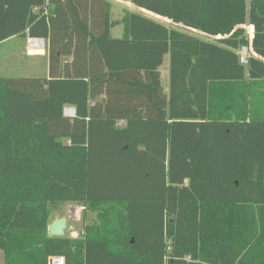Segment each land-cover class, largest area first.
<instances>
[{
    "label": "trees",
    "instance_id": "16d2710c",
    "mask_svg": "<svg viewBox=\"0 0 264 264\" xmlns=\"http://www.w3.org/2000/svg\"><path fill=\"white\" fill-rule=\"evenodd\" d=\"M132 2L172 25L114 20L107 0H0V47L20 40L0 64L4 264H264V0ZM67 203L98 219L50 236Z\"/></svg>",
    "mask_w": 264,
    "mask_h": 264
},
{
    "label": "rangeland",
    "instance_id": "374dc122",
    "mask_svg": "<svg viewBox=\"0 0 264 264\" xmlns=\"http://www.w3.org/2000/svg\"><path fill=\"white\" fill-rule=\"evenodd\" d=\"M111 4L110 11L112 13V18L114 20L122 18L124 12L126 10L136 12L139 14H142L146 17H150L154 19L157 22H160L166 26H171L172 21L169 20L167 17H163L160 15H157L155 13H151L150 11H147L141 7H138L134 5L132 0H107ZM152 14L151 16H149ZM245 28L247 30V33L249 35L250 31V25L246 24ZM188 29V28H187ZM189 33H193L201 38L208 39V40H214V37H209L202 32H198L192 29L186 30ZM124 33V27L123 25H116L111 29V34L113 37L119 38L122 37ZM251 37V35H250ZM16 41H20L19 39H13L10 42H7L5 45L0 47V59H6L7 53L10 51L11 48H18V45H15ZM32 46V45H30ZM45 46L46 43L44 41V50L41 51L42 54L45 52ZM31 48V47H30ZM32 49V48H31ZM26 52L29 53V50ZM250 49L247 47H244L240 50V53L242 56L247 57L250 53ZM34 53V52H33ZM30 61V60H29ZM160 71H161V76H162V85L164 88V91L169 94L170 91V54H166L164 57L163 64L160 66ZM71 106H67L65 109V112L69 113L70 112ZM124 122L120 121L119 125H123ZM73 208H72V207ZM69 207H71L69 209ZM73 209H76L72 211ZM78 212V213H77ZM61 217H66L68 219L67 223V229H66V235L72 238H79L82 236V232L84 230V226L86 224L92 223L96 219H98V212L94 211L92 209H86L85 206L76 204V203H67L65 206L58 210H51V215H50V223L57 218ZM5 262V254L4 250L0 248V264H4Z\"/></svg>",
    "mask_w": 264,
    "mask_h": 264
},
{
    "label": "water",
    "instance_id": "95a60500",
    "mask_svg": "<svg viewBox=\"0 0 264 264\" xmlns=\"http://www.w3.org/2000/svg\"><path fill=\"white\" fill-rule=\"evenodd\" d=\"M36 39L44 41L43 38H36ZM67 223H68V219L66 217L54 219L49 225V235L56 237H64L66 235Z\"/></svg>",
    "mask_w": 264,
    "mask_h": 264
},
{
    "label": "built area",
    "instance_id": "2783aa9c",
    "mask_svg": "<svg viewBox=\"0 0 264 264\" xmlns=\"http://www.w3.org/2000/svg\"><path fill=\"white\" fill-rule=\"evenodd\" d=\"M35 11H38V8H35L34 9ZM34 41V42H33ZM36 41L37 39L36 38H30L29 39V45H36V46H40V44H36ZM45 41V40H44ZM44 41H43V47H44ZM242 61H246V57L245 56H242ZM66 109V108H65ZM70 111L69 113L65 112V114L67 116H74L75 115V111H74V108H70ZM124 122V121H123ZM72 207V206H71ZM69 207V209L71 208ZM73 208V207H72ZM72 210V209H71ZM76 209H73L72 211H74ZM77 211V210H76ZM49 264H65V258L63 256H52L50 257L49 259Z\"/></svg>",
    "mask_w": 264,
    "mask_h": 264
},
{
    "label": "crops",
    "instance_id": "0c3cea01",
    "mask_svg": "<svg viewBox=\"0 0 264 264\" xmlns=\"http://www.w3.org/2000/svg\"><path fill=\"white\" fill-rule=\"evenodd\" d=\"M148 11V10H147ZM151 13H153V12H151ZM152 14H150L149 16H151ZM251 35V37H252V35H253V28H252V26L250 25V31H249V36ZM11 39V38H10ZM29 39L30 38H28V40H27V45H26V49H27V51L29 50V53L28 54H30V55H32V56H45V54H46V47H45V52L42 54V52L41 51H43L44 50V48H43V41L41 40V46H39L38 48L39 49H31L30 48V45H29ZM34 52V53H33ZM3 60L4 59H0V64H1V62H3ZM71 108H74V107H72L71 106Z\"/></svg>",
    "mask_w": 264,
    "mask_h": 264
},
{
    "label": "bare ground",
    "instance_id": "6f19581e",
    "mask_svg": "<svg viewBox=\"0 0 264 264\" xmlns=\"http://www.w3.org/2000/svg\"><path fill=\"white\" fill-rule=\"evenodd\" d=\"M33 42H34V41H33ZM36 44H40V46H41V40L37 39ZM30 47H31L32 49H36V50L39 49V48H38L39 46H36V45H33V44H32V46H30ZM70 111H72V110H70ZM77 213H78V212H77Z\"/></svg>",
    "mask_w": 264,
    "mask_h": 264
}]
</instances>
